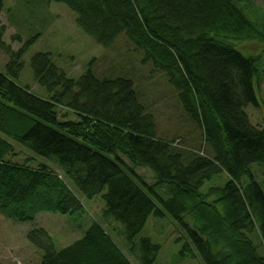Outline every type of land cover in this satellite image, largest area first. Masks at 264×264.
<instances>
[{
  "label": "trees",
  "instance_id": "1",
  "mask_svg": "<svg viewBox=\"0 0 264 264\" xmlns=\"http://www.w3.org/2000/svg\"><path fill=\"white\" fill-rule=\"evenodd\" d=\"M53 1L70 8L77 26L100 45L127 35L143 52L142 63L164 73L203 143L158 135L156 116L128 77H98L87 68L75 79L49 52H36L29 66L45 94L20 85L22 57L34 38L13 50L0 26V49L8 56L0 70V214L16 221L42 211L81 214L69 181L87 199L100 195L102 218L118 224L110 231L92 220L60 249L34 228L26 237L42 251L35 264H163L156 263L160 245L139 236L151 215L171 218L183 232L181 253L203 264H264L250 236L256 231L264 248V191L251 170L264 165V125H253L244 110L257 105L258 70L256 58L235 45L264 42V35L234 0ZM13 144L57 169L13 160ZM220 172L228 180L203 193L204 182Z\"/></svg>",
  "mask_w": 264,
  "mask_h": 264
},
{
  "label": "rangeland",
  "instance_id": "2",
  "mask_svg": "<svg viewBox=\"0 0 264 264\" xmlns=\"http://www.w3.org/2000/svg\"><path fill=\"white\" fill-rule=\"evenodd\" d=\"M0 26L5 30L2 40L11 49L17 50L24 42L34 38V42L25 51L23 68L17 82L29 85L31 89L44 95L42 87L34 83L29 61L36 52H49L52 60L68 77L77 78L87 68L98 77L124 76L133 80L135 90L139 92L142 103L154 113L157 119L158 135L178 134L187 142L203 143L196 125L181 110L176 93L168 84L162 71L151 62L142 63L143 52L136 47L127 35L120 34L109 46L98 44L84 33L75 22V13L64 3L53 0H2ZM244 14L264 35V0H234ZM236 47L246 56L256 58L257 73L254 77V91L257 105L249 104L244 110L253 125H264V42L261 39H245L235 42ZM8 61V56L0 49V70ZM69 118H74L72 114ZM186 137V138H185ZM199 137V138H198ZM13 160L23 161L29 158L30 164L45 163L53 169L57 166L44 158L32 155L24 148L13 144ZM34 157V160H31ZM251 170L264 191V165L253 163ZM136 172L152 182L153 176L146 168ZM228 180L224 172L214 174L206 180L201 191L206 193L209 187L222 186ZM67 181V180H66ZM68 186L76 193L85 211L81 214H60L51 211L39 212L34 219L16 221L0 214V264H35L40 260L42 251L31 244L26 234L34 228H43L51 237L55 247L60 249L80 238L92 220L102 223L112 231L118 224L102 218L104 206L100 195L92 199L85 198L72 184ZM109 223V225H108ZM120 226V225H119ZM116 230H113L114 233ZM115 240L120 244L116 235ZM139 236H148L160 245L156 263L163 264H203L199 256L183 255V232L168 216L162 218L149 216ZM258 253L264 255V248L256 231L251 235ZM120 246H122L120 244ZM132 259V258H131ZM137 264L135 260H132Z\"/></svg>",
  "mask_w": 264,
  "mask_h": 264
}]
</instances>
